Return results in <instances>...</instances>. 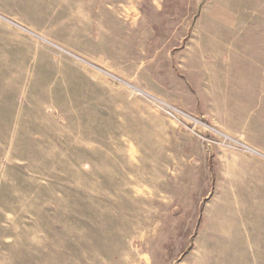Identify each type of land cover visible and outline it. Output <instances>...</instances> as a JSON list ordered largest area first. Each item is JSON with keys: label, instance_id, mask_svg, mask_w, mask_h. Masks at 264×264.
<instances>
[{"label": "rangeland", "instance_id": "obj_1", "mask_svg": "<svg viewBox=\"0 0 264 264\" xmlns=\"http://www.w3.org/2000/svg\"><path fill=\"white\" fill-rule=\"evenodd\" d=\"M0 264H264V0H0Z\"/></svg>", "mask_w": 264, "mask_h": 264}, {"label": "bare ground", "instance_id": "obj_2", "mask_svg": "<svg viewBox=\"0 0 264 264\" xmlns=\"http://www.w3.org/2000/svg\"><path fill=\"white\" fill-rule=\"evenodd\" d=\"M70 55V54H69ZM74 56V55H73ZM76 57V56H75ZM139 89H135V91H138ZM140 92V91H139ZM141 93H142V91H141Z\"/></svg>", "mask_w": 264, "mask_h": 264}]
</instances>
